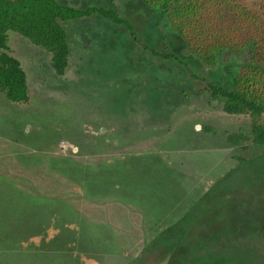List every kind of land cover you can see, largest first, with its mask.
Here are the masks:
<instances>
[{"label": "rangeland", "instance_id": "obj_1", "mask_svg": "<svg viewBox=\"0 0 264 264\" xmlns=\"http://www.w3.org/2000/svg\"><path fill=\"white\" fill-rule=\"evenodd\" d=\"M57 1L75 8L98 4ZM128 1L113 4L120 12ZM158 16L145 18L152 27L162 23ZM63 26L72 56L62 78L53 74L43 50L15 33L8 35L12 56L26 74L27 105L22 107L25 101L17 102L18 96L8 99L0 93V173L11 169L17 151L28 163L20 177L41 170L47 164L42 156L69 157L82 164L81 169L93 164L97 157L81 154L76 137L68 139L76 133L95 140L104 135L112 144L125 137L132 144L102 159L112 162L100 175L111 194L88 198L79 185L55 175L48 178L52 187L36 195L55 218L45 237L17 240L0 231V264H174V249L157 241L163 221L177 219L215 180L235 168L230 159L235 151L226 147L223 133L247 129L248 120L205 108L206 97L192 80L165 65H147L141 53L131 50L125 29L96 16ZM242 58L220 56L214 78L223 79L214 80L226 85ZM261 122L264 125V116ZM205 127L217 135L204 133ZM135 159L138 163H131ZM224 186L230 198L212 213L198 212L199 220L195 217L191 223V236L209 238L178 264H264V161L244 166ZM81 227L92 237L90 244H54L59 234L67 231L71 239L69 233ZM220 232L223 235L209 244L210 234ZM225 244L235 245L224 249H245L206 255V245Z\"/></svg>", "mask_w": 264, "mask_h": 264}, {"label": "trees", "instance_id": "obj_2", "mask_svg": "<svg viewBox=\"0 0 264 264\" xmlns=\"http://www.w3.org/2000/svg\"><path fill=\"white\" fill-rule=\"evenodd\" d=\"M104 1L96 0L98 4L75 8L57 0H0V93L8 99L18 96L20 101L17 102L25 101L22 107L27 105L26 74L20 62L12 56L8 35L15 33L43 50L49 56L53 74L62 78L72 56L63 25L96 16L125 29L133 46L131 50L141 53L147 65H165L192 80L198 93L206 97L205 108L219 109L229 117L247 119V129L223 133L226 147L235 151L230 157L235 168L231 167L215 180L200 200L182 211L177 219H174L176 216L163 221L165 226L157 241L163 240V247L174 249L175 259L172 261L178 264L185 256L194 253L195 246L209 238V235L194 238L189 234L198 212L207 215L222 206L230 198L224 183L244 166L256 160L264 161V125L261 122L264 116V0H129L120 12L113 0ZM136 4L138 8L134 7ZM151 13H158L160 25L156 21L151 27L145 18ZM240 55H243L242 61L228 83L216 82L214 79H223V75L214 78L219 57ZM203 132L217 135L210 127H205ZM69 136L70 140L77 138L76 145L81 154L97 157L92 159L93 164H84L81 169L82 164L69 157L48 159L42 156L47 164L41 170L20 177V171L26 169L28 163L17 151L11 158L14 161L11 169L0 173V231L6 238L28 241L38 234L45 237L44 231L55 218L45 204H39L36 195L40 190L41 193L48 192L52 187L48 178L54 175L79 185L88 198L112 193L106 180L100 178L112 162L102 159H109V152L125 150L132 144L131 139L121 137L118 144H112L104 135L97 140L79 133ZM137 161L131 163L137 164ZM6 172L11 175H4ZM200 228L204 229L205 223ZM66 232L65 237L59 234L54 244L85 247L93 241L84 227L71 231V239L67 238ZM223 233L210 234L213 240L209 244ZM228 245H206V255L211 258L245 249L243 246L224 249Z\"/></svg>", "mask_w": 264, "mask_h": 264}]
</instances>
